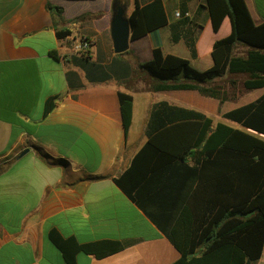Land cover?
Returning a JSON list of instances; mask_svg holds the SVG:
<instances>
[{
    "label": "crops",
    "instance_id": "obj_1",
    "mask_svg": "<svg viewBox=\"0 0 264 264\" xmlns=\"http://www.w3.org/2000/svg\"><path fill=\"white\" fill-rule=\"evenodd\" d=\"M152 1L0 0V264H65L48 240L53 229L82 244H130L103 259L79 254L76 264H176L181 259L114 180L146 143L142 136L156 104L167 102L224 123L226 113L255 102L264 89L225 104L194 91L150 90L137 69L153 59L155 49L205 71L213 66V44L231 30L226 19L220 33L212 31L205 0H164L168 24L116 54L111 24L117 8L128 18L137 3L144 7ZM245 1L254 23L263 24L264 0ZM48 4L62 14L52 15ZM87 14L102 16L72 23ZM67 30L71 36L58 39L57 32ZM80 38L94 42L89 59L73 51ZM198 62L204 68H196ZM120 92L134 99L127 141ZM50 99L56 106L44 116ZM230 123L224 124L255 134Z\"/></svg>",
    "mask_w": 264,
    "mask_h": 264
},
{
    "label": "trees",
    "instance_id": "obj_2",
    "mask_svg": "<svg viewBox=\"0 0 264 264\" xmlns=\"http://www.w3.org/2000/svg\"><path fill=\"white\" fill-rule=\"evenodd\" d=\"M87 1V0H68ZM117 0H114V4ZM137 2V0H136ZM52 15L62 9L47 6ZM212 31L220 33L230 21V34L213 44V66L195 69L188 60L165 55L160 48L138 73L151 79L153 92L194 91L220 104L237 103L248 93L264 89V23L257 26L245 0H205ZM83 15L72 23L100 19ZM131 40L140 39L168 24L164 0L137 3L127 18ZM72 32L58 31V39ZM90 50L82 53L90 58ZM177 40V39H176ZM242 46L245 50L238 48ZM196 57V45H189ZM127 141L133 121L134 99L119 93ZM56 106L46 102L44 116ZM223 118L252 134L208 116L161 102L154 106L147 141L130 167L114 180L121 191L178 250L176 264H257L264 252V95L253 103L226 113ZM65 264H76L79 254L103 259L130 244L102 240L82 244L58 230L48 234Z\"/></svg>",
    "mask_w": 264,
    "mask_h": 264
},
{
    "label": "water",
    "instance_id": "obj_3",
    "mask_svg": "<svg viewBox=\"0 0 264 264\" xmlns=\"http://www.w3.org/2000/svg\"><path fill=\"white\" fill-rule=\"evenodd\" d=\"M131 33V26L125 16L124 9L118 7L111 24V36L116 54H123L128 51L130 42L132 41Z\"/></svg>",
    "mask_w": 264,
    "mask_h": 264
},
{
    "label": "rangeland",
    "instance_id": "obj_4",
    "mask_svg": "<svg viewBox=\"0 0 264 264\" xmlns=\"http://www.w3.org/2000/svg\"><path fill=\"white\" fill-rule=\"evenodd\" d=\"M194 66L196 67V68H204V66L201 64V63H194ZM145 75H146V77H147V80L149 81V80H151L149 77H148V75L146 74V72H145ZM254 95V94H253ZM158 101H164L165 99H162V98H160L159 96L156 98ZM155 99V100H156ZM156 100V101H157ZM203 100H206V99H203ZM207 101V100H206ZM153 103V102H152ZM157 103V102H156ZM230 105H233V104H227V106H225V107H229ZM153 105H151V107H152ZM150 112H151V110H150ZM213 120H214V122L215 123H217L219 120L217 119V117H211ZM224 123H226V124H232V123H230V122H228V121H224ZM147 132V131H146ZM146 132L143 134V136H142V138L145 140L146 138H147V135H146ZM257 264H264V253H263V257L261 258V260L257 263Z\"/></svg>",
    "mask_w": 264,
    "mask_h": 264
},
{
    "label": "built area",
    "instance_id": "obj_5",
    "mask_svg": "<svg viewBox=\"0 0 264 264\" xmlns=\"http://www.w3.org/2000/svg\"><path fill=\"white\" fill-rule=\"evenodd\" d=\"M177 17H180L181 14L177 13ZM90 50V43L85 40H79L73 45V51L75 54L82 56V53Z\"/></svg>",
    "mask_w": 264,
    "mask_h": 264
}]
</instances>
